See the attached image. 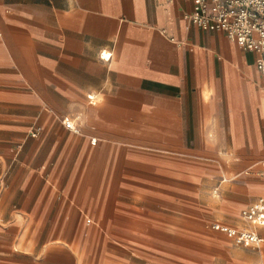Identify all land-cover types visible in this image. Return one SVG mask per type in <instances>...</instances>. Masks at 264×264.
<instances>
[{
	"label": "crops",
	"instance_id": "obj_1",
	"mask_svg": "<svg viewBox=\"0 0 264 264\" xmlns=\"http://www.w3.org/2000/svg\"><path fill=\"white\" fill-rule=\"evenodd\" d=\"M192 9L0 0V264H262L264 76Z\"/></svg>",
	"mask_w": 264,
	"mask_h": 264
},
{
	"label": "built area",
	"instance_id": "obj_2",
	"mask_svg": "<svg viewBox=\"0 0 264 264\" xmlns=\"http://www.w3.org/2000/svg\"><path fill=\"white\" fill-rule=\"evenodd\" d=\"M185 18L201 30L224 33L244 50L256 53V68L264 76V0H193V9ZM89 99L93 100L91 96ZM63 122L67 129L79 131L69 118ZM38 132L39 129L32 132V136H37ZM242 218L264 226V198L245 209ZM212 229L244 244L258 246L262 243L258 234L247 229H235L220 223L213 224Z\"/></svg>",
	"mask_w": 264,
	"mask_h": 264
},
{
	"label": "rangeland",
	"instance_id": "obj_3",
	"mask_svg": "<svg viewBox=\"0 0 264 264\" xmlns=\"http://www.w3.org/2000/svg\"><path fill=\"white\" fill-rule=\"evenodd\" d=\"M211 227H212L211 224H209V228L208 229H205V230L206 231H209V230H211ZM217 235L220 236L221 234L217 233ZM221 237H223V236H221ZM184 257L188 261H190V263H192V264H211V262H207V260H204V259H201L200 257H198L196 255V253H194V252H188L187 254L184 255ZM214 264H222V263H221V261L218 260Z\"/></svg>",
	"mask_w": 264,
	"mask_h": 264
}]
</instances>
